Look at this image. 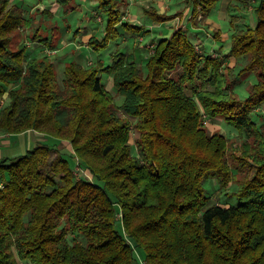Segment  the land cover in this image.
I'll return each mask as SVG.
<instances>
[{
  "label": "trees",
  "instance_id": "obj_1",
  "mask_svg": "<svg viewBox=\"0 0 264 264\" xmlns=\"http://www.w3.org/2000/svg\"><path fill=\"white\" fill-rule=\"evenodd\" d=\"M97 1L106 33L90 44L142 30L123 21L121 0ZM193 2L197 26L217 0ZM253 11L255 23L232 32L228 53L205 54L181 25L155 44L145 69L117 51L108 65L69 63L60 80L49 55L30 57L17 44L28 20L0 0V97L10 99L0 105V131L51 135L71 143L65 153L76 159L73 167L59 147L52 159L56 142L0 159V264H136L139 247L146 264H264V122L254 117L264 105V0ZM231 58L245 59L240 76L257 75L245 100L228 81ZM207 119L244 133L241 156L230 157L228 138L210 133ZM249 161L251 175L226 192L238 203H210L206 182L227 190Z\"/></svg>",
  "mask_w": 264,
  "mask_h": 264
},
{
  "label": "rangeland",
  "instance_id": "obj_2",
  "mask_svg": "<svg viewBox=\"0 0 264 264\" xmlns=\"http://www.w3.org/2000/svg\"><path fill=\"white\" fill-rule=\"evenodd\" d=\"M123 21H129L142 27L139 31H124L117 38L111 39L106 45L100 43H89L91 36L102 40L105 36L106 16L100 13L97 0H74L70 4L59 5L56 0H12V5L18 6L23 12L27 23L17 30L16 42L21 41L26 53L30 57L40 58L49 55L52 61H56L58 75L64 74L65 67L71 62H78L84 66L96 65L102 61L105 65L110 64L117 51L132 54L134 59L145 69L146 59L153 52L154 46L161 39L170 37L173 32L184 25L189 29L192 40L205 54L228 53L231 46V34L238 27H245L255 23L254 7L259 0H249L247 4L241 0H217L215 8L208 15L198 17V25H194L191 16L196 3L193 0H121ZM199 5V1H197ZM154 8L163 16H174L165 20H154L145 9ZM234 19V23H232ZM220 31L219 37L216 36ZM52 44H55L52 47ZM229 68L225 69L228 81L235 80L234 92L241 100H245L249 94L250 85L257 81V75L249 72L244 77L239 75V70L245 64V59L228 60ZM229 69V70H228ZM62 78V75H61ZM103 82L111 89L116 96V102L120 104L121 97L115 92L113 81L109 74L102 72ZM6 104L10 101L8 93L2 97ZM4 105V106H5ZM3 106V107H4ZM258 124L264 122V105L254 114ZM134 122V119L132 120ZM210 133L221 132L228 138L230 157L241 156V146L247 139L244 133L236 127L229 125L223 119L205 120ZM264 129V123H263ZM29 130L16 134L17 139L11 144L12 155L23 153L27 146H24L23 138L31 132ZM8 133V132H6ZM10 134V133H9ZM40 143L54 144L51 158L57 155L58 147L61 151L72 153L71 143L59 141L51 135H40ZM136 137L132 133V142ZM31 138V137H30ZM38 144V143H37ZM37 144H30L35 146ZM134 152L136 150L134 148ZM21 155V154H20ZM69 158L73 167L76 166V159L70 154ZM231 162L235 164L232 159ZM252 161H249L245 168H240L234 174L235 182H232L227 190L221 189L215 179L206 182L210 203H218L224 206L235 204L237 198L227 195L237 190V183L249 177L253 172ZM79 175L87 176L84 169L78 168ZM69 234V239L73 238ZM136 264H146L145 253L142 248L135 249ZM18 264H29L28 261L18 259Z\"/></svg>",
  "mask_w": 264,
  "mask_h": 264
},
{
  "label": "crops",
  "instance_id": "obj_3",
  "mask_svg": "<svg viewBox=\"0 0 264 264\" xmlns=\"http://www.w3.org/2000/svg\"><path fill=\"white\" fill-rule=\"evenodd\" d=\"M129 21H131V20H129ZM55 63H56V61H55ZM61 75H62V78H63L64 74L61 73L60 75H58L60 80L62 79ZM110 78L112 79L111 81H113L112 75H109L108 79H110ZM113 87H114V82H113ZM107 89L111 90L108 87H107ZM28 132H31V133L28 136H26V138H23V143H24V140L26 141L24 146H27L23 153H25L28 149L33 147V146L29 147L30 144H34V143L37 144V143L40 142V140L43 139L42 137L41 138L39 137L40 135H43V133H41V132H38V131H35V130H29ZM15 135L16 134H9V133H6L4 131H0V159L4 158V157L12 158V157L19 156L20 154L21 155L23 154V153H19V155H12V153H11L10 148H13V146L11 144H13V142L15 140H17L16 138L11 140L13 138V136H15Z\"/></svg>",
  "mask_w": 264,
  "mask_h": 264
},
{
  "label": "built area",
  "instance_id": "obj_4",
  "mask_svg": "<svg viewBox=\"0 0 264 264\" xmlns=\"http://www.w3.org/2000/svg\"><path fill=\"white\" fill-rule=\"evenodd\" d=\"M6 104V100H4L3 98H0V105L4 106Z\"/></svg>",
  "mask_w": 264,
  "mask_h": 264
}]
</instances>
